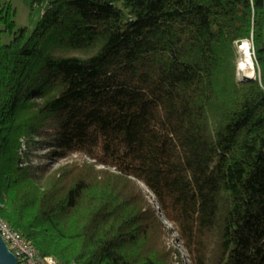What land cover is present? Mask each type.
Wrapping results in <instances>:
<instances>
[{"label": "trees", "instance_id": "obj_1", "mask_svg": "<svg viewBox=\"0 0 264 264\" xmlns=\"http://www.w3.org/2000/svg\"><path fill=\"white\" fill-rule=\"evenodd\" d=\"M0 22V219L62 264H174L162 220L193 264H264V0ZM244 41L257 72L237 81Z\"/></svg>", "mask_w": 264, "mask_h": 264}, {"label": "rangeland", "instance_id": "obj_2", "mask_svg": "<svg viewBox=\"0 0 264 264\" xmlns=\"http://www.w3.org/2000/svg\"><path fill=\"white\" fill-rule=\"evenodd\" d=\"M54 0H41L40 3H37L36 0H0V10H2L3 13L9 12L11 20L14 21V31L26 28L27 32H31L37 22L38 19H40L41 13L43 10H45L49 3ZM12 33H10L8 30L5 29L3 23L0 22V45H6L10 42L12 39ZM248 42V41H247ZM251 46L252 50V43L248 42ZM240 46H236V53L237 58L235 60V76L237 81H243L245 80V76L243 73L238 72V62L241 59L240 56ZM253 51H252V60H253ZM257 72L256 67L254 66V73ZM255 76V75H254ZM74 158V157H73ZM164 225L170 229L171 235H170V246L171 248L176 252L174 254L175 263L174 264H193V262L190 260V254L186 249L183 247H179L178 245V237L176 233L173 231L172 226L165 220H162ZM213 246L212 242L210 241L208 243L207 250H210ZM181 255H184V258L181 257ZM203 264H207L206 262H203Z\"/></svg>", "mask_w": 264, "mask_h": 264}, {"label": "built area", "instance_id": "obj_3", "mask_svg": "<svg viewBox=\"0 0 264 264\" xmlns=\"http://www.w3.org/2000/svg\"><path fill=\"white\" fill-rule=\"evenodd\" d=\"M0 235L8 250L14 255L17 264H62L51 256L42 255L21 233L11 229L2 219H0Z\"/></svg>", "mask_w": 264, "mask_h": 264}, {"label": "bare ground", "instance_id": "obj_4", "mask_svg": "<svg viewBox=\"0 0 264 264\" xmlns=\"http://www.w3.org/2000/svg\"><path fill=\"white\" fill-rule=\"evenodd\" d=\"M250 44L247 41H244L243 44L240 45V56L241 59L238 62V72L243 73L245 77H253L254 76V62L252 60V50L250 48Z\"/></svg>", "mask_w": 264, "mask_h": 264}, {"label": "water", "instance_id": "obj_5", "mask_svg": "<svg viewBox=\"0 0 264 264\" xmlns=\"http://www.w3.org/2000/svg\"><path fill=\"white\" fill-rule=\"evenodd\" d=\"M255 75V74H254ZM245 80H254L253 77H244ZM0 264H17L14 255L8 250V247L4 243L1 235H0Z\"/></svg>", "mask_w": 264, "mask_h": 264}]
</instances>
